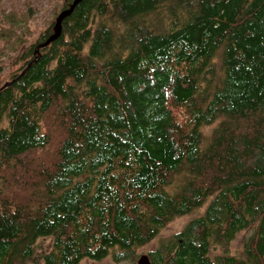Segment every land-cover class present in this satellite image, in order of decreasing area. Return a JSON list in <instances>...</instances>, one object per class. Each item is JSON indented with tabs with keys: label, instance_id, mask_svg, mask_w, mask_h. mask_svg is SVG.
I'll return each mask as SVG.
<instances>
[{
	"label": "trees",
	"instance_id": "trees-1",
	"mask_svg": "<svg viewBox=\"0 0 264 264\" xmlns=\"http://www.w3.org/2000/svg\"><path fill=\"white\" fill-rule=\"evenodd\" d=\"M55 28L0 85V264H134L188 216L151 264H264V0H82Z\"/></svg>",
	"mask_w": 264,
	"mask_h": 264
},
{
	"label": "rangeland",
	"instance_id": "rangeland-1",
	"mask_svg": "<svg viewBox=\"0 0 264 264\" xmlns=\"http://www.w3.org/2000/svg\"><path fill=\"white\" fill-rule=\"evenodd\" d=\"M62 4L63 0H0V85L8 83L9 76L20 67L19 55L22 51L34 44L49 25L57 20ZM194 217L181 218L168 226L155 242L140 250L134 264H137L142 256H148L150 251L169 241ZM251 235L252 230L241 233L231 247L232 253L236 254L241 250ZM217 253L220 254L221 251L218 250ZM82 264L115 263L109 258L102 262L86 260ZM121 264L133 263L125 261Z\"/></svg>",
	"mask_w": 264,
	"mask_h": 264
},
{
	"label": "water",
	"instance_id": "water-1",
	"mask_svg": "<svg viewBox=\"0 0 264 264\" xmlns=\"http://www.w3.org/2000/svg\"><path fill=\"white\" fill-rule=\"evenodd\" d=\"M82 0H76L72 7L69 10L63 11L58 19L56 20V28H55V34L50 38L48 42H46L43 46H48L52 41H54L56 38L59 37L61 33V25L63 20L74 10V8L81 2ZM31 64H29L28 68ZM10 84H6L5 86H8ZM137 264H151L148 256H142Z\"/></svg>",
	"mask_w": 264,
	"mask_h": 264
},
{
	"label": "flooded vegetation",
	"instance_id": "flooded-vegetation-1",
	"mask_svg": "<svg viewBox=\"0 0 264 264\" xmlns=\"http://www.w3.org/2000/svg\"><path fill=\"white\" fill-rule=\"evenodd\" d=\"M11 20H12V22H15L14 19H11ZM15 23H16V22H15Z\"/></svg>",
	"mask_w": 264,
	"mask_h": 264
}]
</instances>
